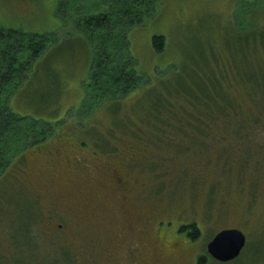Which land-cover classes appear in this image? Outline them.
<instances>
[{
	"label": "rangeland",
	"instance_id": "374dc122",
	"mask_svg": "<svg viewBox=\"0 0 264 264\" xmlns=\"http://www.w3.org/2000/svg\"><path fill=\"white\" fill-rule=\"evenodd\" d=\"M87 1H68L63 21L58 0H0V28L55 35L27 66L35 79L10 98L17 113L55 125L50 139L0 177V264H161V235L152 232L147 242L134 228L137 214L161 234L167 222L195 225L190 258L218 231L238 229L246 238L239 256L205 264H264V164L226 165L250 150L264 152V131L244 142L231 132L238 153L224 164L220 143L204 148L208 134L185 125H200L204 116L190 119L181 95L197 94L204 74L264 75V0H158L153 18L128 33L130 55L149 84L92 111L79 108L92 52L75 12ZM89 5L87 13L97 9ZM154 35L165 38L161 52L153 49ZM237 86L247 107L249 85ZM154 97L165 99L156 113ZM128 231L143 239H130Z\"/></svg>",
	"mask_w": 264,
	"mask_h": 264
},
{
	"label": "trees",
	"instance_id": "16d2710c",
	"mask_svg": "<svg viewBox=\"0 0 264 264\" xmlns=\"http://www.w3.org/2000/svg\"><path fill=\"white\" fill-rule=\"evenodd\" d=\"M68 1L75 2L58 0L57 3L56 16L63 21L69 6ZM92 2L97 9L87 13ZM81 7L86 8L84 13L80 11ZM157 8L158 0H88L79 6L78 12H75L79 18L76 29L86 38L92 52L89 71L82 84L83 98L80 109L89 106L90 111L96 110L107 102L123 99L131 92L149 84V78L140 74L134 58L130 55L128 33L153 18ZM71 16L72 14L69 15ZM54 36L0 28V177L28 149L42 145L53 134L55 121L17 113L10 105V98L25 80L35 79V74H26L27 66L46 52ZM164 39L162 35L152 37L153 49L156 52L163 51ZM164 80L165 78H162L160 82L163 83ZM240 82L249 85L248 96L252 100L247 107L238 101L240 92L237 85ZM197 86V94L186 93L191 97L185 93L180 94L185 95L188 100L190 119L199 120L202 113L204 121L200 125L196 122L185 125L191 124L194 128L192 131L208 134L204 136V148L212 142H219V148L226 150V158L222 159L225 164L233 160L232 151L238 153L235 147L237 138L233 140L231 132L234 135L242 134L241 141L244 142L252 139V132L264 131V75L204 74L203 78L197 81ZM172 90L166 89L165 94ZM50 100L45 99L41 105ZM163 100V97L157 100L154 97V101L149 104L150 108L156 113L157 106ZM250 106L254 110L247 113ZM259 106L261 108L257 111ZM178 107L183 112L186 111L185 106ZM235 120L241 123L239 130ZM180 125L184 130V121H181ZM254 163L261 164L258 168L262 167L264 152L257 155L250 150L245 157H239L226 165L249 167ZM189 228L193 230L192 237H196V226L191 225Z\"/></svg>",
	"mask_w": 264,
	"mask_h": 264
},
{
	"label": "flooded vegetation",
	"instance_id": "af4514ba",
	"mask_svg": "<svg viewBox=\"0 0 264 264\" xmlns=\"http://www.w3.org/2000/svg\"><path fill=\"white\" fill-rule=\"evenodd\" d=\"M116 177L117 178H114V179H117L118 181H120V184L123 183L122 180L119 179L118 176ZM132 222L134 223V228H136L137 230H141V233L144 235L145 240L147 242L152 240V234H151L152 232L159 233L161 235L163 246L161 247L156 246V249L162 248L163 252H159L157 250L159 252V255L164 253L163 259L160 260L162 262L161 264H188L187 260H190L192 264H203V261L205 264L208 258L211 257L207 252V244H206V248L204 252H202L201 254H196L194 257L190 258L191 248L188 246V244L190 243V240L193 239V237L191 235L192 233L190 232L189 227H186V225L184 224L182 225L180 224V225H177L176 227H173V226H170L171 222H167L168 226H165L164 228H162V230L164 231H162V234H161L159 230H156V231L151 230L149 224H153V222L149 218L148 219L143 218L142 220L141 214L140 216L137 214L136 217L132 220ZM159 223H162V221H159L157 223L156 225L157 228H159L158 227ZM144 224L145 226L148 227L147 230L143 227ZM168 229H171V230H168ZM127 234L129 235L130 239H132L134 236L141 238L138 232H136V235H135L128 231ZM150 245L154 246V243L151 242ZM138 253H140V248L137 247L136 255H138ZM148 255H150V253ZM139 256L143 257L144 253H140ZM150 257L151 259H153L152 256ZM153 263L157 264L156 261H153ZM137 264H143V263L137 262Z\"/></svg>",
	"mask_w": 264,
	"mask_h": 264
},
{
	"label": "water",
	"instance_id": "95a60500",
	"mask_svg": "<svg viewBox=\"0 0 264 264\" xmlns=\"http://www.w3.org/2000/svg\"><path fill=\"white\" fill-rule=\"evenodd\" d=\"M245 241L242 231L235 228L222 229L207 243V252L218 261H230L239 256Z\"/></svg>",
	"mask_w": 264,
	"mask_h": 264
}]
</instances>
